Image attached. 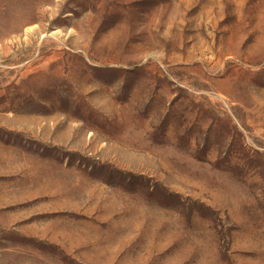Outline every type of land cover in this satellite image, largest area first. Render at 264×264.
Listing matches in <instances>:
<instances>
[{
  "label": "rangeland",
  "instance_id": "374dc122",
  "mask_svg": "<svg viewBox=\"0 0 264 264\" xmlns=\"http://www.w3.org/2000/svg\"><path fill=\"white\" fill-rule=\"evenodd\" d=\"M0 264H264V0H0Z\"/></svg>",
  "mask_w": 264,
  "mask_h": 264
}]
</instances>
